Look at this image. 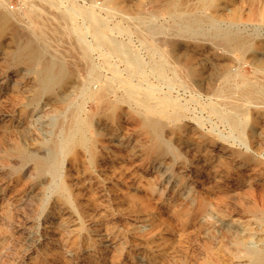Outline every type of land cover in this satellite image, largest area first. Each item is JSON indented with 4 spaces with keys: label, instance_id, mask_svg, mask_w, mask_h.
<instances>
[{
    "label": "rangeland",
    "instance_id": "obj_1",
    "mask_svg": "<svg viewBox=\"0 0 264 264\" xmlns=\"http://www.w3.org/2000/svg\"><path fill=\"white\" fill-rule=\"evenodd\" d=\"M0 16V264L264 254V0H0ZM51 59L67 75L42 92Z\"/></svg>",
    "mask_w": 264,
    "mask_h": 264
},
{
    "label": "bare ground",
    "instance_id": "obj_2",
    "mask_svg": "<svg viewBox=\"0 0 264 264\" xmlns=\"http://www.w3.org/2000/svg\"><path fill=\"white\" fill-rule=\"evenodd\" d=\"M4 22L7 23L6 18H5ZM0 26H2V16H0ZM227 43H228L230 49H232L238 53H244L250 47V45H252V43H250V41L248 39H246V37L245 38L230 37L229 41H227ZM42 54H43L42 47L38 46V45H33L31 43L27 44L23 50V56H24L25 60L30 64L42 63V61H41ZM38 75H39V81H40L39 85H40L41 91L42 92L43 91L44 92H51L61 81H63L65 79V76L67 75V70H66L65 66L60 61H58L56 59H51V60L47 61L46 63L42 64V67L40 68ZM257 81H259V80H257ZM252 83L255 84V82H252ZM256 91H258V90H256ZM260 92H262V91L260 90ZM243 94L250 97V98H255V96H256L255 90L251 86L244 89ZM97 97L101 98V96L99 94L97 95ZM260 97H262V96H260ZM255 102H258V101H255ZM232 122H233L234 126H237V122L234 119H232ZM75 123L76 122H74V124L70 128L68 127L69 128L68 130H66L65 135L67 136L66 137L67 139H69ZM75 127H77V126H75ZM37 164L41 169H43V165L41 163V160H37ZM251 262L253 264H264V254L261 252L254 253L252 255Z\"/></svg>",
    "mask_w": 264,
    "mask_h": 264
}]
</instances>
